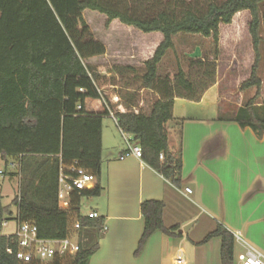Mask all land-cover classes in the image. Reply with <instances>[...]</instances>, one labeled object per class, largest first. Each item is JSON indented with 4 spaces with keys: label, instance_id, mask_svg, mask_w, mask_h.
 I'll return each instance as SVG.
<instances>
[{
    "label": "trees",
    "instance_id": "obj_1",
    "mask_svg": "<svg viewBox=\"0 0 264 264\" xmlns=\"http://www.w3.org/2000/svg\"><path fill=\"white\" fill-rule=\"evenodd\" d=\"M86 9L105 15L106 26L117 19L141 32L162 34L152 57L144 62L141 78L145 87L159 83L160 99L149 114L116 111L114 116L121 131L140 146L141 160L176 187L181 184V151L171 150L165 128L173 118V99L198 101L204 89L214 84L215 67L198 61L210 67L203 72L209 75L206 82L199 85L185 77L182 69L173 83L167 76L158 79V63L173 48V36L198 34L217 41L220 24H229L235 14L248 11L255 56L250 77L241 88L256 87L255 96L259 93L258 45L264 0H0V155L13 157L19 174L18 193L11 203L4 205L0 196V264H22L7 252V248H17L15 235L2 234L11 205L17 208L15 219L33 222L39 237L78 240L79 249L73 256L27 264H87L98 243L86 242L83 230H94L97 240L103 235V218H88L80 212L81 197L99 196L102 190V118L113 110L103 93L108 77L88 62L104 54L105 46L89 32L82 16ZM88 98L100 99L102 109L86 110ZM232 120L250 127L257 137L264 133V107L255 106L253 99ZM178 123L181 127L182 120ZM74 162L95 176L96 182L92 188L73 191L69 206L63 209L57 202L58 175ZM163 208L160 200L140 204L144 223L137 252L155 231L181 236L178 225L164 226ZM76 222L80 228L74 230ZM216 236L221 239L220 264H235L234 237L221 224L201 243Z\"/></svg>",
    "mask_w": 264,
    "mask_h": 264
},
{
    "label": "crops",
    "instance_id": "obj_2",
    "mask_svg": "<svg viewBox=\"0 0 264 264\" xmlns=\"http://www.w3.org/2000/svg\"><path fill=\"white\" fill-rule=\"evenodd\" d=\"M87 11H83V18ZM96 16H100L101 27L94 38L102 42L105 52L89 60H100L103 65L97 66L98 72L110 77L103 93L110 92L107 96L113 110L103 116L109 118L107 121L102 118V190L98 208L92 209L103 218L105 230L87 264H174L178 254L185 264H220V237L201 243L218 224L233 235L234 249H241L238 256L254 251L264 260V133L257 137L250 127H241L232 120L237 110L222 103L226 97L221 96L216 69L214 84L204 89L198 101L174 97L173 118L165 124L171 150L181 151L179 187L133 155L120 159L126 145L119 142V134H123L114 113L149 114L153 103L160 99L159 83L151 87L133 83L144 75L143 63L152 57L163 37L160 32L144 33L117 19L106 26V16ZM190 54L198 56L200 51L195 48ZM166 55L158 63L157 76H167L173 83V74L160 72ZM121 104L126 109H119L117 105ZM102 106L100 99L84 102L89 111H100ZM186 187L191 193L184 192ZM144 200L164 203L165 227L178 225L180 229L191 223L190 228L180 237L155 231L137 252L144 223L140 204ZM201 220L204 225L193 234ZM205 247L211 249V255ZM214 247H218L217 260Z\"/></svg>",
    "mask_w": 264,
    "mask_h": 264
},
{
    "label": "rangeland",
    "instance_id": "obj_3",
    "mask_svg": "<svg viewBox=\"0 0 264 264\" xmlns=\"http://www.w3.org/2000/svg\"><path fill=\"white\" fill-rule=\"evenodd\" d=\"M96 15L100 14L88 10L85 12V18H83L86 24L87 21L89 22L90 26L88 25V28L93 38L95 35L94 33H99L98 31L101 27L100 16ZM249 20L250 15L248 11L235 14L231 23L219 25L217 41H214L212 36L203 37L198 34L179 33L173 36L174 46L166 52V59L162 62L161 66H159L161 74H173L174 78L178 70L182 69L185 73V77L191 81L198 83V85L200 83H205L209 75L205 76L203 72L205 69H210V67H206L198 62L203 58V61L211 62L215 70L219 69L217 76L221 86V96L226 97V100L222 101V103H227L230 107L232 106L238 111L240 106H245L249 100L253 99L255 106L258 108L261 106L264 107V19L261 20L259 30L260 42L258 45L259 61L257 68V77L260 79L259 93L255 96L257 92L256 87L241 88V83L250 77L255 56L252 39L248 31ZM195 48L199 49L200 54L198 56H191L190 52ZM88 62L98 67L103 65L97 58L88 60ZM105 66L107 67L106 64ZM109 80L110 77H108L107 81ZM121 85H123L122 82ZM133 85L141 86V78L135 80ZM109 93L108 91L106 94L108 95ZM122 93H124V91H122ZM117 101V103H121L120 100ZM117 106L119 109H126V107H122V104ZM107 119L109 118H103V120L106 121ZM125 134L131 139V135ZM119 142L125 144L123 135L119 134ZM17 166V162L13 157H4L0 155V171L3 172L2 175L0 174V195L3 204H9L11 199L18 192L17 182L19 174ZM13 173L14 175H12ZM96 208H98V196L81 197V214L85 215L89 210ZM11 211L12 214L10 217L9 215L6 216L8 218L7 224L2 226V233L4 234H12L16 228L15 217L17 211L14 205H11ZM203 225L204 222L201 220L198 226L193 230V234L197 233L199 228ZM82 235H84V239L87 240L86 242L90 244L96 241L98 242L97 233L94 230L84 229ZM205 250L208 251V255H211L212 251L209 247H205ZM213 251L217 260L218 247H214ZM239 252H241V249L237 246L234 249L235 264H241L238 260ZM201 255L202 252H199V258Z\"/></svg>",
    "mask_w": 264,
    "mask_h": 264
},
{
    "label": "built area",
    "instance_id": "obj_4",
    "mask_svg": "<svg viewBox=\"0 0 264 264\" xmlns=\"http://www.w3.org/2000/svg\"><path fill=\"white\" fill-rule=\"evenodd\" d=\"M77 109L81 106L77 105ZM126 150L119 156L120 159L133 155L134 157L141 159L142 151L138 144H135L131 139L122 132ZM13 166V164H12ZM2 175L3 172L0 171ZM96 182L95 176H93L85 168L78 166L76 162L73 164L61 168L58 175V188H57V202L60 208H67L70 202V195L73 191H81L89 189L94 186ZM185 193H191V189L186 187ZM88 218L99 217L95 210H89L85 214ZM7 220H4L2 225L7 224ZM80 228L78 222L74 223L73 229ZM105 230L103 226L102 231ZM17 240L16 250L7 248V252L13 254L15 258L22 264L30 262H46L55 258H61L65 256H73L78 252L79 244L76 237L65 238H42L38 236L37 226L30 221L19 222L16 220V228L12 233ZM238 260L241 264H264L259 253L254 251H248L245 255L238 256ZM174 264H185L184 258L181 254H178L174 258Z\"/></svg>",
    "mask_w": 264,
    "mask_h": 264
},
{
    "label": "water",
    "instance_id": "obj_5",
    "mask_svg": "<svg viewBox=\"0 0 264 264\" xmlns=\"http://www.w3.org/2000/svg\"><path fill=\"white\" fill-rule=\"evenodd\" d=\"M190 226H191V223L188 224V225H186V226H184V227H182V228H180V229L178 230V232H179V233L187 232V230L190 228Z\"/></svg>",
    "mask_w": 264,
    "mask_h": 264
}]
</instances>
